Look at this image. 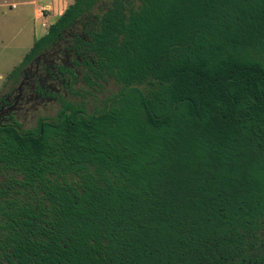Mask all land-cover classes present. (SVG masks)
Returning <instances> with one entry per match:
<instances>
[{"label": "trees", "instance_id": "obj_1", "mask_svg": "<svg viewBox=\"0 0 264 264\" xmlns=\"http://www.w3.org/2000/svg\"><path fill=\"white\" fill-rule=\"evenodd\" d=\"M55 44L117 90L0 120V264H264V0H73L13 80Z\"/></svg>", "mask_w": 264, "mask_h": 264}, {"label": "rangeland", "instance_id": "obj_2", "mask_svg": "<svg viewBox=\"0 0 264 264\" xmlns=\"http://www.w3.org/2000/svg\"><path fill=\"white\" fill-rule=\"evenodd\" d=\"M21 1L23 0H0V99L16 89L20 78L14 81L10 76L11 71L20 64L34 40L43 35L48 25L56 20L52 17L44 21L34 17L33 6H44L49 0H36L34 5L21 4ZM13 3L16 8H12ZM42 22L48 25L41 26ZM73 86L75 90L71 92L61 86L56 93L76 103H82L89 112L103 107L106 98L117 90L112 80H103L100 85L90 88L80 77ZM58 109V101L36 103L35 100H30L15 111V118L22 128H32L39 117L55 116Z\"/></svg>", "mask_w": 264, "mask_h": 264}, {"label": "flooded vegetation", "instance_id": "obj_3", "mask_svg": "<svg viewBox=\"0 0 264 264\" xmlns=\"http://www.w3.org/2000/svg\"><path fill=\"white\" fill-rule=\"evenodd\" d=\"M53 46L56 47L39 54L24 69L15 91L9 92L8 96L0 100V120H13L20 124L15 118V111L21 109L25 103L30 100H35L36 103L58 101L60 96L56 92H59L61 86H65V74L60 73L57 67L62 64L69 65L70 57L63 46Z\"/></svg>", "mask_w": 264, "mask_h": 264}, {"label": "crops", "instance_id": "obj_4", "mask_svg": "<svg viewBox=\"0 0 264 264\" xmlns=\"http://www.w3.org/2000/svg\"><path fill=\"white\" fill-rule=\"evenodd\" d=\"M72 2H73V0H49L48 2H46L44 4V6L37 7V6L34 5V4H36V0H23V1H21V4L24 3V4L34 5L33 6V14H34L35 19H37V20H44L45 21V20H47L49 18H52V17L57 19V17ZM12 5L15 6L14 3ZM16 7L17 6L12 7V8H16ZM46 25H48V24L45 23V22H42L41 23V26H45L46 27Z\"/></svg>", "mask_w": 264, "mask_h": 264}, {"label": "built area", "instance_id": "obj_5", "mask_svg": "<svg viewBox=\"0 0 264 264\" xmlns=\"http://www.w3.org/2000/svg\"><path fill=\"white\" fill-rule=\"evenodd\" d=\"M12 7H15L14 5H12Z\"/></svg>", "mask_w": 264, "mask_h": 264}]
</instances>
